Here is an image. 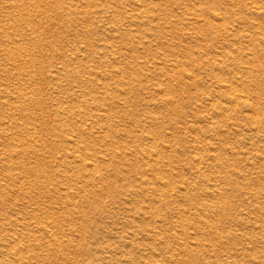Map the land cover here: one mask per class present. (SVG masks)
Segmentation results:
<instances>
[{"label":"rangeland","instance_id":"obj_1","mask_svg":"<svg viewBox=\"0 0 264 264\" xmlns=\"http://www.w3.org/2000/svg\"><path fill=\"white\" fill-rule=\"evenodd\" d=\"M0 256L264 264V0H0Z\"/></svg>","mask_w":264,"mask_h":264},{"label":"bare ground","instance_id":"obj_2","mask_svg":"<svg viewBox=\"0 0 264 264\" xmlns=\"http://www.w3.org/2000/svg\"><path fill=\"white\" fill-rule=\"evenodd\" d=\"M152 69V68H151ZM59 77V76H58ZM108 78V77H107ZM57 79V78H56ZM234 94V93H233ZM234 96V95H233ZM241 99V98H240ZM253 108V107H252ZM249 109H251V108H249ZM248 110V109H247ZM252 112V111H251ZM253 112H254V110H253ZM254 114H256V113H254ZM251 115V114H250ZM257 115V114H256ZM255 116V115H254ZM253 116V117H254ZM7 122V121H6ZM257 122H258V120H257ZM191 128H192V126H191ZM74 138V137H73ZM71 139V138H70ZM153 139V138H152ZM69 140V139H68ZM67 140V141H68ZM30 141V140H29ZM73 141V140H72ZM75 141V140H74ZM75 144H76V142H75ZM155 145V144H154ZM156 145H157V143H156ZM146 149V148H145ZM146 151V150H145ZM151 151V150H150ZM150 151H148V152H150ZM17 153V152H16ZM155 153V152H154ZM19 154V153H18ZM142 154V153H141ZM147 155V154H146ZM159 155V154H158ZM161 155V154H160ZM15 156H16V154H15ZM70 156V155H69ZM17 157V156H16ZM153 157V156H152ZM77 158V157H76ZM80 158V157H79ZM94 158V157H93ZM159 159H160V157H158ZM12 159V158H11ZM155 159H157L156 157H155ZM194 160V159H193ZM72 161H74V160H72ZM194 161H196V159L194 160ZM198 161V160H197ZM200 161V160H199ZM157 163V162H156ZM197 163H200V162H197ZM73 164V163H72ZM92 164V163H91ZM75 165V164H74ZM93 166V165H92ZM155 166H157V165H155ZM17 168V167H16ZM93 168H94V166H93ZM198 170H199V168H198ZM197 170V171H198ZM209 173V172H208ZM62 181V180H61ZM159 182V181H158ZM169 184V183H168ZM161 187V186H160ZM164 188V187H163ZM171 191V190H170ZM187 191V190H186ZM158 192V191H157ZM84 193V192H83ZM219 202V201H218ZM211 205V204H210ZM223 210V209H222ZM133 230V229H132ZM15 239V238H14ZM17 239V238H16ZM15 241V240H14ZM19 243V242H18ZM15 244H16V242H15ZM13 245V244H12ZM17 245H15V247H16ZM185 247V246H184ZM16 249V248H15ZM17 250V249H16ZM15 251V250H14ZM12 252V251H11ZM16 253V252H15ZM14 255V254H13ZM24 255V254H23ZM15 256H16V254H15ZM1 257V256H0ZM18 257V256H17ZM17 257H15V258H17ZM2 258V257H1ZM14 260V259H13ZM16 261H18V260H16ZM19 262V261H18ZM152 262V261H151ZM164 262V261H163ZM26 263V262H25ZM101 263V262H100ZM132 263V262H131ZM10 264V263H9Z\"/></svg>","mask_w":264,"mask_h":264}]
</instances>
